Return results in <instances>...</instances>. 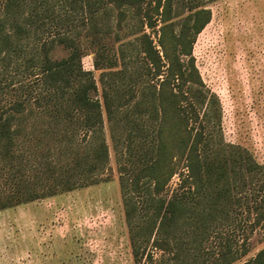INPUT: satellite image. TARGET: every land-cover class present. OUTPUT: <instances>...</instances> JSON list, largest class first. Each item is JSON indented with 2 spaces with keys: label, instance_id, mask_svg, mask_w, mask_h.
<instances>
[{
  "label": "trees",
  "instance_id": "1",
  "mask_svg": "<svg viewBox=\"0 0 264 264\" xmlns=\"http://www.w3.org/2000/svg\"><path fill=\"white\" fill-rule=\"evenodd\" d=\"M213 1L0 0V210L106 181L103 108L113 142L125 143L119 180L135 260H153L149 247L173 256L154 264L244 257L246 249L226 243L213 261L198 257L205 226L225 212L221 201L239 204L247 174L262 175L252 209L253 226L264 228V163L218 134L219 102L194 62L193 43ZM125 25L140 59L127 54V42L114 51L107 42L112 33L119 41L116 30ZM90 52L94 68L107 69L102 102L82 64ZM22 65L35 80L15 86L9 69ZM12 91L15 98L2 102ZM122 121L125 135L117 138ZM176 174L178 186L166 198ZM240 264H264V246Z\"/></svg>",
  "mask_w": 264,
  "mask_h": 264
},
{
  "label": "rangeland",
  "instance_id": "2",
  "mask_svg": "<svg viewBox=\"0 0 264 264\" xmlns=\"http://www.w3.org/2000/svg\"><path fill=\"white\" fill-rule=\"evenodd\" d=\"M209 7L211 20L197 35L192 53L205 88L215 94L219 102L221 119L217 132L225 142L238 144L253 160L264 163V0H214ZM130 26L116 30L119 41L112 33L107 42L113 46V51L120 42H127V54L140 59ZM152 38L156 43L154 34ZM64 53L57 48L54 55L60 57ZM93 58V53L86 54L82 64L84 69L93 72L98 88L93 94L102 102V90L107 85L104 79L108 77L104 70L107 69H95ZM128 67L131 69V64ZM119 68L121 66L117 65L116 69ZM9 76L15 86L20 83L25 86L35 80L31 70L23 65L11 67ZM15 96L13 91L6 93L2 102L13 100ZM102 112L109 147L108 170L105 171L108 179L0 210V264H154L162 255L173 258L172 253L150 247L148 251L153 260L143 258L137 262L133 256L119 180L125 143L120 138L113 142L112 123L107 121L103 108ZM124 124V121L119 124L118 133L115 132L117 138L125 135ZM247 179L239 194V204L234 206L221 201L218 205L223 206L225 212L217 214L216 219L205 226L207 232L199 244L200 260L213 261L226 243L236 252L247 250L244 257L233 263L240 264L264 246V228L253 226L252 209L262 175L253 179L247 174ZM178 182L176 174L163 196L169 198ZM187 240L189 243L191 240L193 247L197 244V240Z\"/></svg>",
  "mask_w": 264,
  "mask_h": 264
}]
</instances>
